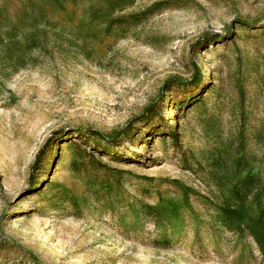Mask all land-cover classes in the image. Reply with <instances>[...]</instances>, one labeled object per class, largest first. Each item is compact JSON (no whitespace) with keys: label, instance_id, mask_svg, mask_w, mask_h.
Here are the masks:
<instances>
[{"label":"rangeland","instance_id":"rangeland-1","mask_svg":"<svg viewBox=\"0 0 264 264\" xmlns=\"http://www.w3.org/2000/svg\"><path fill=\"white\" fill-rule=\"evenodd\" d=\"M258 200L264 0H0V264H264Z\"/></svg>","mask_w":264,"mask_h":264},{"label":"trees","instance_id":"trees-1","mask_svg":"<svg viewBox=\"0 0 264 264\" xmlns=\"http://www.w3.org/2000/svg\"><path fill=\"white\" fill-rule=\"evenodd\" d=\"M96 134L98 135H102L99 132H96ZM247 189L249 192H253L254 189L256 194V197L258 198V192H259V186L258 184L260 183V179H258L255 176H249V178L247 179ZM252 184H254L255 186L252 187ZM257 205L259 207L260 213L257 216L256 219H254V221L252 222V225L249 227L251 228V232L253 235V238L255 239V241L257 242V244L264 249V206L263 203L261 202V200H258ZM226 215L231 218V219H238L239 223V228L241 227V223L243 218L240 216V213L238 210L236 209H231V210H227Z\"/></svg>","mask_w":264,"mask_h":264}]
</instances>
